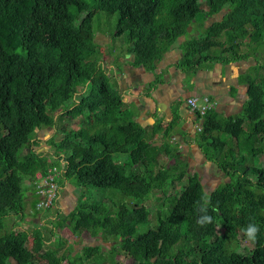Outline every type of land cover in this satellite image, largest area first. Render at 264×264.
I'll return each instance as SVG.
<instances>
[{
	"label": "trees",
	"instance_id": "obj_1",
	"mask_svg": "<svg viewBox=\"0 0 264 264\" xmlns=\"http://www.w3.org/2000/svg\"><path fill=\"white\" fill-rule=\"evenodd\" d=\"M91 1L107 14L120 13L114 35H125L130 41L132 67L153 75L143 94L147 99L164 82L159 63L182 37L185 42L177 66L192 75L208 62L240 64L246 58L238 52L240 43L235 41H264V0H238L237 4L236 0H208L207 12L199 0ZM91 8L87 0H0V264H37L27 240L35 237L37 252L45 243L44 234L39 228L18 230L16 224L25 217L24 177L46 175L53 167L60 170L63 180L75 178L80 187L116 190L140 201L147 200L169 178L186 176L187 185L174 199L172 210L158 218L156 228L143 242L137 243L135 237L137 225L148 221L149 212L143 205L136 204L117 215L107 214L103 219L81 208L64 219L63 224H74L75 229L100 228L120 238V250L134 261L132 264H264V169L247 167L240 172L228 160L235 161L230 148L218 164L229 182L209 193L198 174L188 175L186 166L177 174H169L167 168L153 175L151 165L162 148L151 140L158 134L164 140L171 136L181 118V102L171 104L164 129L155 122L150 132L136 122L133 113L122 111L123 95L111 88L105 74H100ZM223 9L222 17L212 20L202 37L190 36L193 24L201 18L212 19ZM222 35L233 43L228 56L211 55V49L222 45ZM239 83L247 86L241 113L224 117L217 109L208 112L199 140L221 150L227 145L221 136H226L235 141L237 154L264 158V79L257 84L240 75ZM57 95L63 104L74 101L60 112L61 116L78 117L86 112L91 126L84 132H72L75 146L67 155L56 154L51 161L37 150L42 141L36 133L54 127L58 114L51 112L52 116L48 109ZM246 122L249 132L244 129ZM257 138L260 148L255 147ZM163 150L171 157L176 151L169 144ZM117 155H126L129 162L125 166L116 162ZM205 156L212 160L206 152ZM141 167L149 176L137 172ZM35 192L36 188L32 207L39 213ZM205 216L210 221L201 223ZM10 217L17 220L5 231ZM218 224L222 233L212 240ZM249 224L259 227L254 241L242 231ZM237 231L250 242L252 250L228 248ZM183 243L192 246L185 251ZM97 250L88 248L87 252ZM191 251L196 256L187 260ZM42 258L47 264H61L51 251ZM67 264L75 263L69 260Z\"/></svg>",
	"mask_w": 264,
	"mask_h": 264
},
{
	"label": "rangeland",
	"instance_id": "obj_2",
	"mask_svg": "<svg viewBox=\"0 0 264 264\" xmlns=\"http://www.w3.org/2000/svg\"><path fill=\"white\" fill-rule=\"evenodd\" d=\"M91 4L92 16H93V31L95 35V43L99 46V56L97 60L100 61V74H105L106 78L114 90L120 91L123 97L134 95L132 98L123 103L122 111L131 112L134 116L142 115V121L146 118H150V114L154 112L158 114V122L161 123L162 129L167 126L166 121L170 118V113L167 110H161V112L154 111L153 104L147 100L145 96L137 94L136 75L130 76L129 79L123 81L122 75H128V71L132 70L131 60L132 56L128 55L129 50L132 47L130 41L127 40L125 35L115 36L116 24L120 13L113 12V14H107L100 11L95 7V4L91 0H87ZM201 8L204 11L209 10L208 0H199ZM238 0H236V4ZM226 9H223L219 14L215 15L212 19L202 18L193 24L189 30L192 38H200L204 35L205 28L210 24L212 20H219ZM222 45L211 49L210 54H220L222 56H228L230 52V42L227 41L225 35L219 38ZM185 42V38H180L174 45L173 49L177 52H181V46ZM240 43L238 52L246 59L241 60L238 64L239 75L249 76L257 84L261 83L264 79V41L259 43L250 42L249 40L235 41L234 43ZM159 67L163 64L159 63ZM221 65L218 63H204L201 65L198 71H203L210 68H219ZM228 68V65L226 66ZM179 70L181 68L177 67ZM128 70V71H127ZM196 72V73H197ZM139 76V81L143 80L145 91L148 88V82L153 75L144 69H137L135 73ZM187 80L191 78L192 74L186 73ZM119 75V76H118ZM229 76V73H228ZM133 77V78H132ZM163 78V77H162ZM141 79V80H140ZM232 82L236 81L235 78L231 79ZM138 83V82H137ZM141 83V82H140ZM139 83V84H140ZM126 85V88H124ZM135 86V90L134 89ZM83 89V85L79 88V92ZM247 86L243 83H237L234 89L235 96L232 100H235L234 106L229 103H222L219 106L218 114L227 117L232 115H238L241 113L246 98ZM264 90V88H263ZM186 91V89H185ZM87 90L86 94H88ZM191 90L187 89L186 95L191 94ZM167 90L162 91L161 96L167 99L164 102L169 105L170 101L175 97L167 95ZM194 94V93H192ZM181 95V94H180ZM207 95V94H206ZM212 95V94H210ZM208 96V95H207ZM133 97V96H132ZM183 97V96H182ZM212 97V96H209ZM56 98V99H55ZM54 103L48 109V113H57L58 118L55 121L53 128L44 129L36 133V137L42 142L38 147V151L44 152L52 161L56 154L67 155L71 149L75 146V141L70 137L72 132H84L90 129V121L86 118L85 112L78 117L75 116H61L60 112L65 108L73 104V100H70L66 104H63L59 95L55 96ZM130 98V97H129ZM124 99V98H123ZM162 99V98H161ZM213 99L217 100L216 97ZM163 100V99H162ZM230 99V101H232ZM178 101V100H177ZM151 109H150V108ZM181 111H183L181 109ZM52 112V113H51ZM147 112V113H146ZM144 114V115H143ZM184 114V113H183ZM53 116V115H52ZM152 119V118H151ZM186 124L185 130L182 128ZM153 122H149L146 125L148 132L151 131ZM189 129V130H188ZM191 124H187L186 120L178 122L174 131L168 139H163L161 134L155 136L151 142H159L161 151L156 155V162L152 164V172L155 175L159 170L169 169V174L179 173L185 166L187 167L188 175L198 174L204 190L209 193L221 186L225 182H229V178L222 172L218 164L223 160L224 155L228 154V149H233L235 161L228 159L233 163V167L238 168L240 172L245 171L247 167H257L264 169V158L262 155L255 156L254 158L247 155L242 156L237 154L236 144L234 140L228 139V137H222L227 140V145L223 146L221 150H214L208 146L207 143L199 140V133H197ZM244 129L248 130V123L244 125ZM183 130V131H182ZM186 130H188L186 132ZM174 139V140H173ZM209 140L208 142H210ZM183 142V148L179 149L178 144ZM166 144H169L170 148L176 150L171 154L165 153L163 150ZM255 147L260 148V142L257 138L255 140ZM26 149L21 154H24ZM205 152L210 159L207 160ZM116 162L125 166L129 162L126 155L114 156ZM21 156H19V159ZM175 167V168H174ZM127 172L129 168H126ZM229 171H232L229 168ZM137 172L144 176H149V172L143 167L137 168ZM249 179L254 180L252 175L248 176ZM36 178L24 177L23 188L25 189V217L23 221H19L16 224L18 230L28 229L32 230L39 228L45 236V243L42 244L41 250L35 252L36 239L30 236L27 240V248L33 254V260L37 264H47L42 258V255L46 252H54L60 259L61 264H67L69 260L74 261L75 264H132L134 261L128 257L126 253L120 250L119 241L120 238L108 235L100 228L86 230L84 228L75 229L74 224H63L64 219H69L72 213L77 212L81 208H86L88 212L98 216L99 219H103L107 214L117 215L119 211L127 209L130 210L134 205H143L149 212L148 221L145 224L137 225V232L135 237L136 242L140 243L148 239L147 233L150 230L156 228L158 218H164L167 216L174 206V199L179 197L185 186L187 185L186 176L180 180L175 177H171L163 183L161 188L154 189L149 195L147 200L140 201L133 198L124 197L116 190L99 189L93 187H80L72 178L68 181L63 180L61 177L58 179V190L55 201L51 208L42 212L36 213L33 202V190L36 188ZM17 218L10 217L6 221L5 231H9L15 224ZM222 233V228L218 224L214 240L219 234ZM192 244H181L182 249L188 251ZM88 248H97L98 250L93 253L87 252ZM228 248L235 250L237 248H245L252 250L253 247L250 242L244 237L241 231H237V237L233 241H229ZM174 251L177 250L175 247ZM195 251H191L186 257L187 260L195 258Z\"/></svg>",
	"mask_w": 264,
	"mask_h": 264
},
{
	"label": "crops",
	"instance_id": "obj_3",
	"mask_svg": "<svg viewBox=\"0 0 264 264\" xmlns=\"http://www.w3.org/2000/svg\"><path fill=\"white\" fill-rule=\"evenodd\" d=\"M181 56H182L181 52H177L176 50L171 48L169 52L165 55L164 59L160 62L163 64V66L162 67L158 66L159 71L163 73L164 82L158 85L157 88L153 89L150 94L151 99H147L149 103L151 102L153 104L154 111L157 110V112H161V110L162 111L167 110L168 113H170L171 104L174 101L178 100L179 102H181V109L183 110V111L180 110L181 111L180 121L186 120L187 124H191V126H193L194 116L190 114L189 108L185 101L188 97H191V96L200 97V96H207V95L212 96L211 98L216 97L217 102H218L217 110L219 109V106L224 102L226 103L230 102V104L234 106L235 100H232L233 97L235 96L234 89L236 88V85L239 82V77H240L238 73L237 63L228 64V68L226 67L227 65L223 66L220 64L221 66L219 68L214 69L212 67L210 69L198 71L195 75H192L188 81L185 72L177 68L178 67L177 64L180 62ZM131 69L132 70L130 71L127 70L128 75H122V74L120 75L123 78V81L127 79H129L130 81L131 80L130 76L136 75L135 85L138 84L137 94L143 96L144 91H145V88H144L145 83H142L143 80L141 79H140L141 81H139V76L135 74L137 72V68H131ZM228 73H229V76H228ZM233 78H235L236 81L232 82L231 79ZM152 80L153 78H151L149 82H151ZM124 86H125L124 88H126V85ZM135 89L136 88L134 86V89L132 90H135ZM185 89L186 91L187 89L191 90V92L194 94L191 93V94L186 95ZM165 90H167L168 96L171 97L173 95L175 97L174 99H172V101H170L169 105H167L164 102V100L167 99V97L165 96L164 98L161 96L162 91H165ZM123 98H124V103H125L129 101L130 99L132 101V98L134 99V95L130 93L129 96L127 97L124 96ZM230 99L232 101H230ZM134 117H135L136 122L141 124V126L143 127H146V125L149 122H153V125H154L155 122H158V118H159L158 114H156L155 112L153 115L150 114V118H146L144 121L141 120L143 117L142 115L138 114ZM182 128L185 130L186 124ZM188 130H186V132ZM155 144L159 145V142H156ZM178 145H182V147H184L183 142H181Z\"/></svg>",
	"mask_w": 264,
	"mask_h": 264
},
{
	"label": "built area",
	"instance_id": "obj_4",
	"mask_svg": "<svg viewBox=\"0 0 264 264\" xmlns=\"http://www.w3.org/2000/svg\"><path fill=\"white\" fill-rule=\"evenodd\" d=\"M185 101L190 114L194 116L193 129L199 133L203 129L202 121L204 116L208 112L216 110L218 108V102L209 96H191ZM178 148L182 149L183 147L182 145H178ZM35 178L37 180L35 193L38 197L36 210L38 212H42L47 208H51L55 201L58 190L57 181L60 178V170L53 167L48 170L46 175L37 173Z\"/></svg>",
	"mask_w": 264,
	"mask_h": 264
},
{
	"label": "clouds",
	"instance_id": "obj_5",
	"mask_svg": "<svg viewBox=\"0 0 264 264\" xmlns=\"http://www.w3.org/2000/svg\"><path fill=\"white\" fill-rule=\"evenodd\" d=\"M205 221H210V217L205 216L200 222L203 223ZM242 231H244L249 240L254 241L256 239L257 233L259 232V227L255 224H249L245 229H242Z\"/></svg>",
	"mask_w": 264,
	"mask_h": 264
},
{
	"label": "flooded vegetation",
	"instance_id": "obj_6",
	"mask_svg": "<svg viewBox=\"0 0 264 264\" xmlns=\"http://www.w3.org/2000/svg\"><path fill=\"white\" fill-rule=\"evenodd\" d=\"M183 88V87H182Z\"/></svg>",
	"mask_w": 264,
	"mask_h": 264
}]
</instances>
